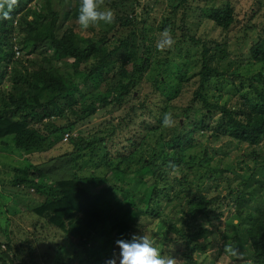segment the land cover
Instances as JSON below:
<instances>
[{"label": "trees", "instance_id": "16d2710c", "mask_svg": "<svg viewBox=\"0 0 264 264\" xmlns=\"http://www.w3.org/2000/svg\"><path fill=\"white\" fill-rule=\"evenodd\" d=\"M130 1L141 0H125L122 4ZM203 1L178 0L170 5L173 17L164 22L163 28L171 30L175 44L171 49L157 51L154 41L163 28L156 30L149 21V8L145 14H119L115 12L119 0H101L102 6L113 10L114 20L104 36L91 40L82 38L72 24L64 28L68 20L76 19L79 0L76 10L70 11L67 7L65 11L59 9L63 0H0V142L10 141L16 152L31 154L45 151L50 139L60 141L64 134L77 131L69 138L73 152L59 156L56 161L74 167L85 156L93 158L94 163L100 167L102 162L108 171L101 179L105 183L114 182L92 193L79 185L75 174L70 180L43 176L53 170L43 167L47 163L33 166L26 161L24 166L14 168L18 178L12 180V185L26 183L29 189L44 196V202L35 208V214L43 219L40 225L43 229L57 228L75 248L88 253V243L104 238L99 247L102 259L99 264H105L107 259L104 249L109 247L112 252L119 249L115 241L131 238L134 226L142 218L157 220L162 225L160 249L174 257L175 264H202L197 256L205 254L209 245L199 240L208 234L207 225L220 219L226 206L244 228L253 264H264L262 153L251 151L256 164L246 178L229 174L232 179H228L229 192L225 195L218 193L207 198L203 189L188 181L187 172L194 168L203 169L213 184L218 185L220 177H228L229 170L219 162L210 166L216 154L209 156L205 151L203 157L188 155L196 145L198 133L210 134L209 138L226 137L232 143H244L252 148L264 141V27L252 24L259 33L248 49L253 63L259 64L258 70L250 75L252 69L240 73L234 66L228 74V63H223L227 57L224 44L191 35L185 13L178 23L175 21L180 8L191 10V4H195L201 5L198 9L207 20L223 31L230 30L236 22L230 3L223 0L218 6ZM38 3L41 10L36 7ZM103 25L96 27L102 29ZM126 27L134 30L131 36L117 32ZM173 30L179 34L174 35ZM111 39L116 42L115 48L108 50L105 42ZM100 43L101 48L97 46ZM15 49L22 56H16ZM98 51L101 57L93 64L90 60L96 58ZM196 51L199 63L189 75ZM40 54L46 56L36 60L34 56ZM145 75L152 81L153 92L164 96L167 104L182 96V86H194L188 105L184 108L166 105L159 120L146 126V122H139L137 132L122 136L126 144L114 152L108 145L119 132L123 134L124 129L132 127L130 123L135 116L126 115L115 126L110 119L98 126L100 131L90 130L86 135L76 129L77 124L84 123L99 110L108 106L119 109L129 97L135 100L139 94L135 88ZM243 79L247 80L245 85L249 89L246 93L241 92L243 82L240 87L235 86L237 80ZM4 82L10 83L8 90L2 89ZM147 98L139 99L137 108L143 109L140 117L146 115ZM135 110L131 104L130 111ZM165 113L178 117L174 126L163 125ZM147 118L152 119L150 114ZM54 120L63 123L46 125ZM148 137L155 145L151 152L145 150L150 144V140L145 142ZM141 144L145 145L141 148ZM103 149L107 153L97 159ZM126 175L133 179L128 191L123 192ZM163 199H166L164 207L172 204L174 215L163 213ZM29 250L33 252L31 246L28 253ZM23 254L20 250L13 251L19 264H41L37 260L25 261Z\"/></svg>", "mask_w": 264, "mask_h": 264}, {"label": "rangeland", "instance_id": "374dc122", "mask_svg": "<svg viewBox=\"0 0 264 264\" xmlns=\"http://www.w3.org/2000/svg\"><path fill=\"white\" fill-rule=\"evenodd\" d=\"M123 1L125 0H119L115 12H118L119 14L122 12H134L139 15L145 14L146 8H149V21L156 26V30L163 28L165 24L164 22L173 17L172 13H170V5L178 2V0H141L122 4ZM206 1L208 4L218 6L223 3V0H204L203 2ZM227 2L230 3L236 17L235 24L228 31H223L221 28L217 27L214 22L207 20L198 9L201 5L198 6L191 4L193 7L191 10L189 9L190 7L186 10L180 8L175 16V21L178 23V20L182 17V13H185V21L191 35L196 38L215 39L223 43L225 48L224 56H227L223 63H228V74H231L234 66H236L240 73L252 69L248 72L251 75L255 73L259 67V64L253 63L248 51L251 43L256 40V36L259 33V30L253 28L252 24L264 27V0H227ZM41 6V3L36 5L38 10H41ZM66 7L68 11H70L69 9L76 10V0H63L62 6H60L59 9L65 11ZM44 12L45 11H43V13ZM248 21H250L251 24H247L246 22ZM70 24H72L74 31L82 38H91V40H96L99 36H104L108 29V25H103L102 29L92 26L87 31H81L77 25L76 19L73 17L64 24V28ZM168 24L170 27L172 26L171 22ZM246 24L247 27H245ZM115 30H117V26L114 31ZM173 31L175 32L174 35L177 36L179 34L178 31ZM117 32L131 36L134 33V30L126 27ZM121 33L118 34L117 37L121 36ZM115 44L116 42L114 39L105 42L108 50L115 48ZM137 44H139V48H141L138 40ZM97 46L101 48L103 47V44L100 43ZM15 52H18L17 49H15ZM100 54L101 51H98L96 53V58L90 60V62L95 64L96 61H99V58L101 57ZM15 55L22 56V53L18 52L15 53ZM44 56L46 55L40 54L34 56V58L39 60ZM220 60L222 63V59ZM198 63L199 56L196 51L194 53L193 62H191L190 65L194 67L190 69L189 75L196 71V65H198ZM148 76L151 78L149 72ZM149 78L147 76L144 77L141 80V83H138L136 86L135 90H137L139 94H136L137 97L135 100L132 99V97H129L126 98L127 101L123 103L119 109L108 106L99 110L95 116L82 124H77L76 129L81 131L83 135H86L90 130L100 131L98 126L104 124L110 119L112 120V125L115 126L118 124V120L126 115L135 116L136 119L130 123L132 124V127H130V129H124L123 134H119V132L108 145V147L110 146V151L114 152L115 150H119L123 144H126L123 142L122 136L125 134L128 135V133L131 135L134 131L137 132L138 124L141 122H146L144 125L146 126L148 123H154V120H159L166 105L172 107L179 106L182 108L188 105V100L191 99V93L195 88L194 86H190V84L189 86H182V96L176 97L173 103L167 104L164 96L156 91L153 92L152 81ZM242 82L243 87H241V92L246 93L249 90L245 85L247 82L246 79L237 80L235 86L240 87V83ZM224 87L229 88V85L225 84ZM9 88L10 83L4 82L2 89L8 90ZM249 95L252 96V93H249ZM144 96L148 97L145 106L146 115L145 117H140L143 114V109L137 107L139 99ZM131 104L132 108H136L135 111H130ZM147 114H150V117L152 118L151 120L147 118ZM176 114L177 113L175 112L174 115ZM173 117H175V120L173 121L172 126L178 121L177 116ZM47 123L61 126L63 120L48 121L46 122V125ZM76 134L77 131H74L72 136ZM209 137L210 134L201 135L198 133L195 135L196 140L194 143H196V145L188 155L195 158L203 157L205 151L209 156L216 154V157H213L212 161H210V166H214L219 162V164L228 169L229 172L226 174L228 175L227 178H219L218 185L216 183L213 184L210 179H207L203 169L194 168L190 172H187L188 181L191 182L194 187L203 189V194H207V198H211L218 193L225 195L229 192L228 179H232L229 174H236L241 176V178H246L250 174V170H252L256 164L251 155L252 150H255L257 153L261 152L264 158V141L259 147L252 148L244 143H232L226 137ZM148 141L150 144L145 150L151 152L155 145H153V139L151 137H148L145 142ZM48 144L49 145L45 151L31 154H20L12 148L10 141H7L5 144L0 142V264H19L13 255L14 250L22 251L24 253L23 257L25 258V261L31 260V262H33L34 260H37L41 264H91L89 262L90 260L92 261V264H99V260H102L99 258L101 252L99 247L102 245L104 238L100 239L97 243H88V246L90 247V250L88 249L89 251H87L88 253L75 248L62 236V233L57 228L48 226L43 229L40 225L43 223V219L35 214V208L44 202L45 197L36 193L33 189H29L26 183L12 185V180L17 177L14 168L24 166L26 161L30 162L29 164L33 166H40L47 163L43 167L52 168L53 170L51 173L44 174L43 176L70 180L72 179L73 174H75L79 178V185L92 193L98 192L109 183L114 184L112 181L105 183L103 179H101L108 173V171L103 168L104 166L102 162H99L101 168L97 163H94L95 160L93 158L89 159V157L85 156L84 159L76 161L74 167H68L64 163L59 164V161H56L59 156L68 152H73V146L71 143L69 144V140L65 141L62 137L59 141L54 138L50 139ZM111 144L115 145L111 147ZM144 145L145 144H141V148ZM106 153L107 151L103 149L97 159L103 158ZM223 153H226L227 156L222 157ZM53 158H55V161H50ZM258 159H260V157ZM95 178H100L101 180L96 182L94 181ZM131 179H133V177L129 175H126L123 178V192L128 191V188L131 186ZM237 179L239 178H235L236 183L238 182ZM89 180L94 182H90ZM231 185H234L233 182H231ZM165 203L166 199H163L161 203L163 207ZM171 207L172 204H167L162 209L163 213L169 216L174 215V211L171 210ZM221 212L222 215L220 219L212 221V224H208V234L203 239L199 240V242H202L203 244H208L209 247L206 249L207 251L205 254H199L197 256L198 260L202 262V264H253L244 228L239 226L237 224L238 220L231 215V208H228V206L223 207ZM142 227L151 234L156 244L160 247L163 239L162 225L157 220L142 218L138 224L134 226L133 234H140ZM22 244L23 247L21 248ZM28 246L33 248V254L30 250V254L28 253ZM104 250L107 258L112 257L113 253L115 255H118L119 253V249L115 252L110 251L109 247Z\"/></svg>", "mask_w": 264, "mask_h": 264}, {"label": "clouds", "instance_id": "9594fccd", "mask_svg": "<svg viewBox=\"0 0 264 264\" xmlns=\"http://www.w3.org/2000/svg\"><path fill=\"white\" fill-rule=\"evenodd\" d=\"M11 4L8 5L11 8ZM7 16V13H4ZM114 20V12L108 6H102L101 0H79L76 22L81 31L99 24L109 25ZM175 38L168 27L163 28L156 40L157 51L171 49ZM164 126H172L173 118L165 113L162 118ZM72 134H64L65 141ZM75 136V135H74ZM23 154V153H20ZM115 244L119 247L118 255H113L105 260V264H175V258L162 253L151 234L141 228L140 234H132L128 239H117Z\"/></svg>", "mask_w": 264, "mask_h": 264}]
</instances>
